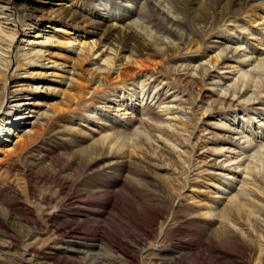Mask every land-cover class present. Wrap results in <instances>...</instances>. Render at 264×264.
Instances as JSON below:
<instances>
[{
	"label": "bare ground",
	"instance_id": "obj_1",
	"mask_svg": "<svg viewBox=\"0 0 264 264\" xmlns=\"http://www.w3.org/2000/svg\"><path fill=\"white\" fill-rule=\"evenodd\" d=\"M35 1L28 0L30 5L26 3L15 9L11 6V0H0V117L4 112L8 74L11 72L12 80L19 81V87L10 93L14 100L0 118V169L4 171L15 166L23 172L27 178L21 193L24 199L28 201L30 197L34 198L47 217L59 210V203L52 200L54 194H63L66 190L75 194L69 197L66 193L67 203L75 206L72 208L70 205L71 212L87 209L93 212L97 209L102 213L110 210L122 215L119 202L125 199L132 210L139 209L149 215L145 228H159L162 236L168 233L169 228H200L198 234L204 245L197 247L199 254L233 258L238 255L224 248L232 245L240 247L241 260L264 264V233L260 229L264 228V175H259L260 163L253 161L255 158L249 159L251 155L246 154L253 138L247 134V144L242 145L233 136H215L209 147L208 142L199 143L200 147H207L208 154L194 159L195 144L191 145L192 133L188 128L197 127L199 119L197 121L191 115L188 117L190 121L182 119L178 115V106L170 104L173 102L171 97L184 93V87L188 84L198 83L204 87L207 79H214L213 72L221 79L218 69H235L238 81L228 85L231 86L228 96L225 91L208 89L218 98L213 99L210 106H203L200 114L214 110L215 117H218L215 128L226 132L234 130L232 133H242V136L253 126L252 134L259 138V143L255 144L257 151H264V118L254 116L258 114L257 104H264V48H261L264 47V31L258 28L264 29V0H238L234 9L229 6L227 12L221 13L215 9L207 11L206 8L191 7L185 0H174L182 17L166 15L168 22L174 26L173 35L179 36L176 28H180L187 31L189 36L193 34L201 38L200 41L211 36L222 39L210 41L209 48L212 50L203 53H198L202 43L195 46V38L189 40L194 49L188 48L184 53L182 46L147 39L141 31L132 27V23H125L129 17L119 12L120 2L127 12L143 17L157 16L163 14L159 0H145L147 11L136 10L137 7L131 4L121 5V2L129 0H112L115 6L107 11L106 16L95 10L93 33L77 23V19L83 16L79 13L64 11L60 18H46L45 22L40 23L34 14L37 11L33 6ZM82 5L85 7L82 10L84 14L86 10L92 13L96 9L92 0H83ZM224 16L228 18L227 22H223ZM197 23H202V34L193 31ZM19 26L25 28L24 35L14 50ZM221 27L223 33L219 29ZM238 28L248 31L244 38L255 42L250 52H245L242 45H226ZM31 30H35L32 37ZM259 30L262 36H259ZM258 43L262 46L257 47ZM155 45L160 47L155 48ZM55 49L58 53L54 52ZM215 49H218L217 52ZM249 53H254L251 60L254 63L250 61ZM197 54L202 59L210 57L204 62L205 65L198 66V70L187 65L180 70L182 63L175 69L177 73L165 67L163 70L153 69L155 72L147 74L142 68L145 62L150 61V56L177 61ZM143 56H147V59H143ZM53 57L64 59L57 62L59 60ZM115 72L118 82L111 83L110 78ZM51 76L60 77L52 88L48 86L54 83V80L48 79ZM153 82L156 84L153 85ZM151 85L153 92L150 95ZM55 86L59 88L55 90ZM251 86L255 89L251 90ZM48 89L55 91L54 95L58 97L64 95V99L49 103L46 99L50 96ZM249 91V96H245ZM87 94L90 96L87 97ZM43 95L44 98H39ZM41 106H48L45 112L34 110ZM23 107L30 108L29 112H36L45 123H39V117L33 122L27 120L32 115L25 118ZM239 113L249 114L246 129L232 127L234 121L230 117L234 119ZM23 123L27 125H21ZM53 123L61 124L60 133L69 135V142L80 138L75 144L78 148L70 146L58 133H52ZM13 136L17 138L14 143L13 138L10 139ZM43 141L46 147H43L42 153L39 147L44 145ZM211 156L214 157L211 159L214 168L207 167L205 161ZM199 158L200 161H197ZM41 160H44L43 163ZM263 160L264 157L260 162ZM201 168L202 174L194 173ZM214 169L219 171L217 180L213 179L216 176ZM43 170L46 174L42 178ZM31 172L39 174L42 181L54 188L53 196L48 192H34ZM198 178L205 182V189L212 194L211 198L195 197L194 188L198 184L194 182ZM185 193L189 209L182 207L183 202L178 203ZM12 208L7 206L8 211ZM23 208L31 217L30 204L24 202ZM4 220L9 221L7 217ZM33 224L30 227L37 228L35 222ZM69 233L75 234V231L70 230ZM75 244L79 248V245L83 246V243L66 238L49 242L46 243L48 248H42L39 255L37 250L31 248V253L17 261L10 258L12 253L6 248L7 245L0 246V258L9 259L12 262L9 264H33V261L44 256L51 258L57 250L63 253L81 252L70 248ZM181 251L169 250L156 255L147 253L146 260L148 264H178L180 258L188 254ZM38 260L35 264H42ZM89 263L84 261L81 264Z\"/></svg>",
	"mask_w": 264,
	"mask_h": 264
},
{
	"label": "rangeland",
	"instance_id": "obj_2",
	"mask_svg": "<svg viewBox=\"0 0 264 264\" xmlns=\"http://www.w3.org/2000/svg\"><path fill=\"white\" fill-rule=\"evenodd\" d=\"M77 1V2H76ZM145 0H129L126 2H121V5H133V7H137L136 10H144L147 11L146 5L144 3ZM154 1V0H152ZM186 3L189 6H193L197 9H205L208 11L210 9H215L218 13L221 12H227L228 7L231 6L232 9H234V5L238 3V0H210V2H207L206 0H185ZM110 1V0H92L93 6L96 8L93 10L91 13L90 11L86 10L83 13L82 10H84L83 0H36L34 3L31 2V6L33 3V6L35 5L37 8V11L34 13L36 15V20L39 21L40 23H43L46 21V18H60L61 16L64 15V11H68L69 13L72 14H82L81 18L77 19V23L85 27L88 31H91L93 33L94 27H93V20L96 19V11L97 12H102L105 16L107 15V11L110 10L112 7L115 6V2ZM26 3H29L28 0H11V6L17 9L18 7H23ZM113 3V4H112ZM120 7V13H125L127 17H129L127 20H125V23H132L133 28H137L138 31H141V33L144 34V36L147 39L150 40H160L167 42L166 44H174L177 46H182L184 49L182 52L188 48H192L193 44H189V40L191 38H195L194 40L196 41L194 44L195 46L200 45L202 43V47L198 48V53H203L205 50L207 52H210L212 50L209 48L211 45H209L210 41H216V40H222L216 38L217 36H211L209 38L204 37V40L200 41L201 38H196V36H193L191 34L190 36L188 35V32L176 28L177 31H179L178 35H173L172 29L174 26H171V24L168 22V17H178L181 18L182 15L178 11L177 4L174 0H159L160 4V9L163 11V14L160 15H152L150 17H143L141 14H136L132 12H127L126 7L120 6V2L118 3ZM117 4V5H118ZM261 6V4H259ZM255 7V6H252ZM89 7L87 6V9ZM250 9H252L250 7ZM96 10V11H95ZM95 11V13H94ZM91 13V14H90ZM94 15V16H93ZM223 16V15H222ZM124 19V18H123ZM224 21L227 22L228 18L224 16L222 18ZM202 23H197L194 25V30L197 31L200 34H202ZM261 31H264L263 27L258 26ZM221 32L223 33V27L219 28ZM25 28L19 26L18 27V34H17V40H16V45L14 47V50L17 49L22 37H23V31ZM245 30V29H244ZM240 30L239 28L232 33V37L229 38V40L226 42V45L229 46H238L242 45L243 50L245 52H250L251 47L255 43L253 39L248 40L247 38H244L245 34L248 33V31ZM259 30V33H260ZM35 30H31L30 32V37H32V32ZM244 34H243V33ZM194 33V32H190ZM259 36H262L260 33ZM226 40V39H223ZM242 41V43H241ZM228 43V44H227ZM207 48H206V47ZM228 46V47H229ZM262 46L260 43L257 44V47ZM160 47V45H155V48ZM246 47V48H245ZM264 48V47H261ZM214 49V48H213ZM218 49H215L217 52ZM256 51V49H255ZM54 52L58 53V50L55 49ZM182 54V53H181ZM254 53L251 54L249 53L248 56L250 58V61L253 59ZM264 56V54L262 55ZM59 61L57 62H62L64 57L58 58V57H53ZM143 59H147V56H143ZM150 61L145 62V66L142 67L143 70L147 72V74L155 72L156 70L164 69L165 67L168 68L171 72H176V68L179 67V65L182 63V66H180V70L183 69L184 65H187V67H196V70H198L199 65H205L208 59L210 57H205L202 59L200 54L194 55L192 58H183V59H178L177 61H166L164 59L160 58H154L153 56H150L148 58ZM206 61V62H205ZM13 61V65H15ZM205 62V63H204ZM254 63V61H251ZM203 63V64H201ZM70 64V63H69ZM51 65V63L49 64ZM155 71H154V70ZM188 69V68H187ZM51 71V69H50ZM186 71V70H185ZM185 71H180L185 72ZM217 72H219V75H221V79L218 78V74L213 72V77L214 79H207L206 80V85L204 87L200 86L198 83L196 84H188L186 87L185 85H181L185 88L184 93H178L176 97H171L173 99V102L170 103L173 105V107H177L178 115L182 117V119H188V117L191 115L198 121L197 127H189L188 131L189 133H192L191 137V145L192 143L195 144V149H193V158L196 159L198 158L199 155H207V147H200L203 143L208 142V147L212 143V139L215 138V136L218 135H224L225 137H234L238 141L240 140L242 145H246L247 143L245 140L248 139V135H250V138H253L251 145L249 146V151L246 152L250 156L249 159H253V161H257L260 163V171L259 175L262 177L264 175V160L263 162L261 161V158L264 157V151L258 150L257 151V146L255 144L259 143V138L255 137V134H252L253 126L247 129V132L244 133L242 136V133H232L234 130L231 132H226L224 130H220L218 128H215L214 125L217 123L218 117L216 116V113L214 110H211L207 112L204 115L200 114V109L207 105L210 106L211 102L213 99L218 98L216 94H212L208 92V89H213V91H219L223 93L229 94L231 86H228L236 81H238V74H235V69H218ZM132 73V72H130ZM195 73V72H194ZM116 72L112 74L110 78L111 83H117V78ZM9 79L7 83V89H6V100L4 103V112L1 114L4 115L6 112V108L9 106L11 103V91L14 89L18 88V83L19 81H14L12 80L11 77V72L8 74ZM175 76V75H173ZM114 77V78H113ZM59 76H51V78H48L50 81L54 80L53 85H48L51 88L56 85L55 81L59 80ZM116 78V79H115ZM198 80V79H197ZM241 81H239L240 84ZM52 83V82H49ZM156 82H153V85H155ZM209 84V85H208ZM212 85H217V86H212ZM47 86V85H44ZM43 86V87H44ZM149 84H147L146 87H148ZM130 87V86H129ZM160 87V86H159ZM157 87L156 89H158ZM59 88V86H55V90ZM132 88V87H131ZM255 87L251 86L250 89L253 90ZM155 89V90H156ZM91 90H93L91 88ZM153 90L152 85L149 87V93L150 95L152 94L151 91ZM244 90V89H243ZM243 90L241 93H243ZM41 91L44 93V88L41 89ZM47 94L50 95L46 99L48 100L49 103H53L56 100H59L64 97V95H60L59 97L54 95L55 91L53 92L51 89L47 90ZM51 92V93H50ZM53 92V93H52ZM148 92V90H147ZM153 92V91H152ZM172 92V91H170ZM250 91L245 94V96H249ZM90 94H87V97H89ZM32 97V96H29ZM44 98L43 96H39V98ZM211 97V98H210ZM21 98H26L22 96ZM236 98V97H235ZM246 98V97H245ZM64 99V98H63ZM242 99V98H241ZM27 101V100H26ZM181 101V102H180ZM264 101V98H263ZM194 103L193 105H190L189 103ZM223 106V105H222ZM48 106H41L39 107L40 109L36 108L34 109L35 111L38 110V113L46 111L45 108ZM190 107V108H188ZM257 115L254 116H259L258 118H264V104H257ZM26 108V107H25ZM35 108V107H33ZM24 109V107H23ZM184 109H187L184 111ZM263 109V110H262ZM23 116L30 117L28 115H32V118H27V120H31L33 122L34 120L37 119L39 123H45L44 119L40 117V115L36 114V112H29L30 108L27 107V109L22 110ZM48 113V112H47ZM38 115V116H37ZM249 114L244 115L243 113H239L237 117L234 119L230 117L234 121V124L232 127L238 126V129H246V121L248 120ZM0 117V118H1ZM41 119V120H40ZM229 121H227L228 123ZM231 123V122H229ZM21 125H27V124H21ZM53 128L52 133H58L59 137L62 138L66 143L69 142L70 136L67 134L60 133L62 131L61 124H52L51 129ZM22 129V127H21ZM203 129V130H202ZM237 129V130H238ZM254 133V132H253ZM50 134V133H49ZM48 134V135H49ZM46 136V135H45ZM241 136V137H240ZM12 143L17 139L16 137H11ZM239 138V139H238ZM246 138V139H245ZM76 139V140H75ZM243 139V141H242ZM80 141V138H74L72 139L70 143V146L72 147H77V142ZM82 141V140H81ZM245 142V144H243ZM254 142V144H253ZM52 143V142H51ZM50 143V144H51ZM201 145H200V144ZM43 146L39 147V150L43 153V147H46L45 141H43ZM74 144V145H73ZM76 144V145H75ZM79 144V143H78ZM80 144L84 145L83 142ZM199 144V145H197ZM190 145V146H191ZM197 146V147H196ZM253 149H251V148ZM190 150V149H189ZM254 151V152H252ZM251 152V153H250ZM255 153V154H253ZM259 154V155H258ZM261 154V157H260ZM263 155V156H262ZM259 157V158H257ZM191 158V157H190ZM214 158L213 156L207 157L205 161L207 162V167H213L214 161L211 160ZM44 159V157H43ZM14 160V157H13ZM44 160H41L43 163ZM200 161V158L197 160ZM219 161V159H218ZM35 162V160H34ZM195 163V161H194ZM217 165V162H215ZM145 165V163H142ZM202 165V164H201ZM262 165V166H261ZM21 165H19L20 168ZM42 167V166H41ZM206 167V168H207ZM263 167V168H262ZM205 168V167H204ZM217 168V167H215ZM202 169L194 171V173H199L202 174ZM214 174L216 175L213 179L217 180L219 173L218 169H214ZM34 172H31L30 177H31V185L34 188V192L36 194H39L43 191V193H50L54 192V188L50 186V184H47L45 181H42V178L44 177L43 174H46L45 171H41V177L40 175L33 174ZM262 175H261V174ZM39 176V177H38ZM37 178V179H36ZM27 178L23 175V172L21 170H17L15 166L11 167L10 169L7 170H1L0 169V246H6V248L9 250L10 253H12V257L14 261L20 260L25 255H28L32 249L38 251L39 253L42 252V248L46 250V243H52V242H59L62 239H67V240H74L78 241V243H83L77 247V245H71L70 248H73V250H81V252H70V253H63L61 251L56 252L53 256H50L51 258H47L46 256L39 258L38 261L39 263L42 264H78V263H83L84 261H90L91 263L89 264H148V261L146 260V254L151 253V254H159V253H166L169 250L174 251H179L182 250L183 252H187L188 254L183 255L182 258H180L178 264H241L244 262V264H253V262L249 263L246 259V261L241 260V250L240 247L238 246H232L227 245L224 247L225 249L227 248L230 252H232L234 255L233 258H226V257H214V255H210L208 253H204L202 255L201 253H197V247L199 245H204L203 242H201L200 236H199V229L200 228H169L168 233L165 236L160 235L159 233V228H145V225H148V219L149 215L147 213L140 212V210H132L130 208V203L127 200L121 199L119 202V205H121V214L122 215H117L114 212L108 210L107 212H98L96 209L95 211H83V212H71L70 205L68 202V196L70 197L71 194L75 195L71 191L66 190L65 193L63 194H58V193H53L52 200L56 201L59 203V210L54 214L51 215L50 217H47L44 215L41 211V205H39L37 202H35L34 198L30 197L28 201H26L24 196L21 195V193L24 191V181ZM41 179V180H39ZM264 179V176L262 177ZM198 184V187L194 188V192L196 194L197 199H203L204 196L205 198H211L212 194H208V190L206 188L205 182L201 179L198 178L196 182ZM194 185V184H193ZM200 189V190H199ZM187 188V192H188ZM68 191V192H67ZM185 193L182 196V200H178V203H182V207L185 209H189V203L186 200V195ZM83 200L87 201L85 197H82ZM24 202L27 204H30L31 210H32V216H29V213L27 209L23 208ZM89 202V201H88ZM94 202H97L94 200ZM133 201H131L132 203ZM127 205V206H125ZM7 206L13 207L10 211L7 210ZM72 208H74V205H71ZM195 208L193 207V211ZM173 211V210H172ZM170 213V212H169ZM172 213V212H171ZM173 214V213H172ZM182 215H179V217ZM8 218V222L4 220V218ZM37 226V228H31L30 226ZM113 228L111 227V225ZM110 225V227H109ZM185 224V226H187ZM5 227V228H3ZM262 232L264 233L263 229L260 228ZM75 231V234L69 233V231ZM30 235H33L32 237H29ZM101 239V241L99 240ZM106 239V240H105ZM32 242V243H31ZM102 242V243H101ZM3 243V245H2ZM187 248H186V245ZM30 245V248H29ZM32 245V246H31ZM99 245V246H98ZM101 245V246H100ZM82 246V247H81ZM45 247V248H44ZM208 248V246L206 247ZM181 251V252H182ZM224 251V250H223ZM228 251V252H229ZM8 252V251H7ZM83 252V253H82ZM226 252V250L224 251ZM199 254V255H198ZM8 255V253H7ZM37 255V256H38ZM178 255V254H177ZM192 256V257H191ZM240 256V257H239ZM1 257V256H0ZM29 257V256H28ZM53 257V258H52ZM0 258V264H9L12 263L9 261V259L5 258ZM87 259V260H86ZM35 260V261H37ZM8 261V263H7ZM35 261H33V264H35ZM14 263V262H13Z\"/></svg>",
	"mask_w": 264,
	"mask_h": 264
}]
</instances>
